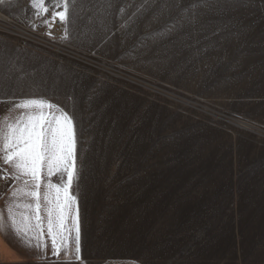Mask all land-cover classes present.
Instances as JSON below:
<instances>
[{"label": "rangeland", "instance_id": "rangeland-1", "mask_svg": "<svg viewBox=\"0 0 264 264\" xmlns=\"http://www.w3.org/2000/svg\"><path fill=\"white\" fill-rule=\"evenodd\" d=\"M45 4L0 0V113L74 118L72 264H264V0H71L57 38Z\"/></svg>", "mask_w": 264, "mask_h": 264}, {"label": "snow or ice", "instance_id": "snow-or-ice-1", "mask_svg": "<svg viewBox=\"0 0 264 264\" xmlns=\"http://www.w3.org/2000/svg\"><path fill=\"white\" fill-rule=\"evenodd\" d=\"M70 3L62 0L63 10L44 22L58 17L66 23ZM32 4L38 16L49 11L45 0H32ZM13 107L20 110L17 116L0 118V160L11 166L5 178L14 181L6 212L0 209V234L45 260L50 249L58 264L80 261V168L74 118L44 98H24Z\"/></svg>", "mask_w": 264, "mask_h": 264}, {"label": "crops", "instance_id": "crops-1", "mask_svg": "<svg viewBox=\"0 0 264 264\" xmlns=\"http://www.w3.org/2000/svg\"><path fill=\"white\" fill-rule=\"evenodd\" d=\"M25 98H44L39 96H31ZM24 98L17 99L10 103L6 108L2 110L0 113V118H4L6 114H10L11 117H15L20 113L19 109H14V104L17 103L19 100ZM50 101L53 104L58 105L55 101L44 98ZM59 106V105H58ZM60 107V106H59ZM61 108V107H60ZM0 167L5 172L7 176L12 172V168L10 165L4 164L2 160H0ZM11 183L5 189V191L0 196V209H4L6 212V200L9 196V189L13 186L14 181L9 177ZM53 182H57V178L53 177ZM79 209V207H78ZM80 217V212H79ZM63 253H61V257ZM63 259V258H61ZM0 264H58L56 258H54L51 254V250L49 249L48 258L45 260L43 257L37 254H29L28 251L15 246L12 242L6 238L5 235L0 234ZM101 264H145L139 260L130 259V258H115L111 260H107L102 262Z\"/></svg>", "mask_w": 264, "mask_h": 264}, {"label": "built area", "instance_id": "built-area-1", "mask_svg": "<svg viewBox=\"0 0 264 264\" xmlns=\"http://www.w3.org/2000/svg\"><path fill=\"white\" fill-rule=\"evenodd\" d=\"M51 23L52 25L49 30L50 35L54 38L61 36L64 30V27H65V24L63 22H60L58 17L55 22H51Z\"/></svg>", "mask_w": 264, "mask_h": 264}]
</instances>
